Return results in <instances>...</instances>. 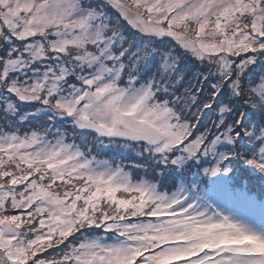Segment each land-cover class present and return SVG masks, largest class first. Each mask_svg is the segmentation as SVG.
<instances>
[{"label":"snow or ice","instance_id":"6c2138e0","mask_svg":"<svg viewBox=\"0 0 264 264\" xmlns=\"http://www.w3.org/2000/svg\"><path fill=\"white\" fill-rule=\"evenodd\" d=\"M0 264H264V0H0Z\"/></svg>","mask_w":264,"mask_h":264}]
</instances>
